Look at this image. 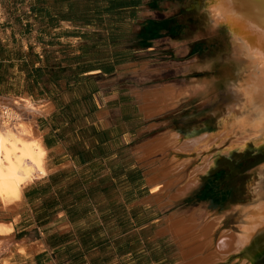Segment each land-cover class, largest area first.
<instances>
[{"label":"crops","instance_id":"obj_1","mask_svg":"<svg viewBox=\"0 0 264 264\" xmlns=\"http://www.w3.org/2000/svg\"><path fill=\"white\" fill-rule=\"evenodd\" d=\"M157 1L0 0V83H5L0 96L41 106L36 127L48 169L44 177L27 182L14 212L0 206V264L188 263V247L196 243L186 242L189 232L177 235L176 225L192 216L195 230H202L215 213L199 216L196 202L189 213L177 208L164 215V207L197 192L190 185L200 176L193 178L195 168L165 172L172 153L164 161L162 154L177 151L161 146L173 133L185 134L183 129L160 134L159 115L170 108L154 110L158 95L170 89L182 92L176 99L181 102L197 78L188 77L193 69L176 60L168 68L157 61L153 7L166 15L170 5ZM132 8L139 11L130 32L137 43L125 41L119 49L84 59L83 51L93 45L85 39L93 27L120 25L122 20L114 22L109 12ZM74 11L106 13L87 14L99 20L91 25L76 19ZM110 30L103 42L111 43ZM181 44L184 52L192 43ZM169 70L177 71L176 77L158 84L156 75ZM92 74L96 84L83 89L79 79ZM150 104L155 107L147 115Z\"/></svg>","mask_w":264,"mask_h":264},{"label":"bare ground","instance_id":"obj_2","mask_svg":"<svg viewBox=\"0 0 264 264\" xmlns=\"http://www.w3.org/2000/svg\"><path fill=\"white\" fill-rule=\"evenodd\" d=\"M205 11L209 23L231 32L237 48L236 62L242 67L234 86L244 98L245 110L241 116L233 114L219 120L216 126L205 123L192 131L185 130L183 136L175 132L163 143L162 149L173 146L178 152L169 160L165 169L168 174L186 168L193 157H201L203 162L194 170V179L209 172L222 157H232L238 150L264 152V0H207ZM181 93L176 95L170 89L165 95H158L159 105L154 111L160 113L172 108ZM0 101V206L14 212L27 182L44 177L48 171L47 150L36 127V115L43 112L32 100L0 96ZM153 107L155 104L145 105L147 115ZM256 107L261 109L255 113ZM3 108H6L5 116ZM231 138L234 140L222 149ZM214 149L219 151L211 154ZM258 175L264 186V167ZM256 194L262 196L259 201L240 203L237 211L214 216L202 230H195L192 216L176 225V234L183 233L181 230L184 234L189 232L186 242L196 243L188 247L187 264H218L259 237L262 240L259 245L264 244V187ZM194 255L197 256L193 258ZM250 262L242 258L241 264Z\"/></svg>","mask_w":264,"mask_h":264},{"label":"rangeland","instance_id":"obj_3","mask_svg":"<svg viewBox=\"0 0 264 264\" xmlns=\"http://www.w3.org/2000/svg\"><path fill=\"white\" fill-rule=\"evenodd\" d=\"M169 1L170 5L166 7V10H168L166 15H163L158 10V7H153V15L159 17L153 23L154 42L159 46L155 49L157 52L155 56L158 57L157 61L161 62V64H166V67L161 66V68L172 67L173 60L183 63L179 64L181 66L192 68L193 70L188 73V77L197 78V81L192 84V87L190 86L189 95L186 98L182 99L179 103L177 102L170 110L159 115L160 134L177 129H183L184 131L189 129L192 131L202 127L205 123L216 126L219 120L226 119L230 115L241 116L243 110H245L244 98L240 93L236 92L234 84L242 67L236 62L234 53L237 48L233 45L231 32L223 26H214L209 23L208 15L205 11L207 0ZM153 3L158 5L161 2L154 0ZM61 4H63V1ZM133 9L130 10L131 12L128 10H111L109 12L110 18H120L122 24L93 27L90 36L85 38L89 42H92L91 44L93 45H90L89 52L86 49L81 56L84 59H92L93 57H99L110 47L114 49L123 47L125 41L128 44H132V46L137 43L133 39L134 35H130V32L137 27L132 21H135L139 17V13H137L138 9L137 11ZM134 11H136V14H133ZM90 13L104 15L103 13L106 12L74 11L72 15L78 20L91 22V25L97 24L99 20L92 19L96 18L93 15H87ZM139 22L137 20V23ZM164 22H168L166 26ZM120 29L124 32H119ZM105 30L113 32V36L110 38L111 43H106L102 40V37L106 33ZM120 33L125 35H120ZM125 38L128 39L126 40ZM185 40L191 41L192 44L188 50L181 52L179 47H181L180 44L184 43ZM168 41L170 43L178 42L179 44L168 45ZM82 44H84L83 41L79 42V46ZM166 45L168 46L166 47ZM2 54L3 51L0 49V55ZM31 60H35L33 53ZM176 72L175 70H169L164 73L159 72L156 75L157 83L159 84L166 79L176 77ZM95 77H97L96 74L83 76L79 79V83L83 85V89L86 88V85L92 87L96 84ZM72 79L73 77H66L68 81ZM4 84V82L0 83V85ZM171 84L169 83L168 85ZM198 88L200 90L193 94L192 92ZM180 92L174 93L179 95ZM260 109L256 107L254 112L256 113ZM232 140L234 139L231 138L222 149L227 147ZM217 151L219 150L214 149L211 154ZM171 153L172 158L178 152L168 151L162 154V161L167 160ZM201 162H203L201 157H193L192 164L188 166L189 168L186 167L188 169L185 168L183 172L188 173L192 168L196 170ZM261 167H264L263 151L245 152L244 150H238L232 157L224 156L209 172L200 175L198 182L191 183L190 188L193 191L197 190V192L186 193V198H183V200L181 199L176 204L164 207V215L171 213L172 210L175 211L177 208H179L177 210H183V213H189L195 208L192 203L196 202L198 203L197 206L199 205L201 209V211L196 210V214L200 216L203 214L207 215V213H215L213 217L237 211L238 204L240 203H255V201L257 202L262 198V196L256 193L260 192L264 187L258 175ZM183 178L184 176L181 179ZM184 181L186 180L184 179ZM217 233L216 235H218ZM261 241V237L256 238L253 242L246 245L242 252L234 253L218 264H241L243 256L253 257L249 264H264V244L259 245Z\"/></svg>","mask_w":264,"mask_h":264},{"label":"water","instance_id":"obj_4","mask_svg":"<svg viewBox=\"0 0 264 264\" xmlns=\"http://www.w3.org/2000/svg\"><path fill=\"white\" fill-rule=\"evenodd\" d=\"M245 248V246L242 248V250ZM242 250H241V252H242ZM244 258H247L249 261H252V258L253 257H248V256H243Z\"/></svg>","mask_w":264,"mask_h":264},{"label":"built area","instance_id":"obj_5","mask_svg":"<svg viewBox=\"0 0 264 264\" xmlns=\"http://www.w3.org/2000/svg\"><path fill=\"white\" fill-rule=\"evenodd\" d=\"M1 102V101H0ZM4 104V103H3ZM5 106V105H4ZM0 115H1V109H0ZM3 115H6V108H3ZM5 118V117H4Z\"/></svg>","mask_w":264,"mask_h":264},{"label":"trees","instance_id":"obj_6","mask_svg":"<svg viewBox=\"0 0 264 264\" xmlns=\"http://www.w3.org/2000/svg\"><path fill=\"white\" fill-rule=\"evenodd\" d=\"M0 49L3 50L2 46L0 45ZM39 67H36V69H38Z\"/></svg>","mask_w":264,"mask_h":264}]
</instances>
